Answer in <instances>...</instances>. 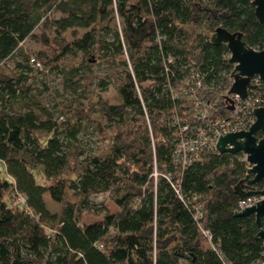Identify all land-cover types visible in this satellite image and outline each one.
I'll return each instance as SVG.
<instances>
[{
    "label": "trees",
    "instance_id": "obj_1",
    "mask_svg": "<svg viewBox=\"0 0 264 264\" xmlns=\"http://www.w3.org/2000/svg\"><path fill=\"white\" fill-rule=\"evenodd\" d=\"M41 21L55 34V46L43 35L48 48L18 61L15 52L37 36ZM219 26L264 48L252 0H0V264H222L221 254L248 264L264 258L255 215H236L235 185L250 167L244 154L196 150L186 163L176 157L177 142L197 136L202 122L191 96L196 86H188L193 73L204 75L201 89L211 86L203 90L215 102L210 114L227 111L222 92L232 84L234 65L227 45L211 41ZM79 51L119 71L121 101L101 96L88 112L71 101L61 105L67 116L59 122L32 101L30 77L45 68L59 72L61 59ZM81 71L82 65L69 70L66 80ZM87 114L100 118L94 120L99 133L115 128L108 150L87 155L75 145ZM19 193L25 202H15ZM98 195L109 196L118 210L86 222L85 213L102 214L90 201Z\"/></svg>",
    "mask_w": 264,
    "mask_h": 264
},
{
    "label": "rangeland",
    "instance_id": "obj_2",
    "mask_svg": "<svg viewBox=\"0 0 264 264\" xmlns=\"http://www.w3.org/2000/svg\"><path fill=\"white\" fill-rule=\"evenodd\" d=\"M57 15H59L57 13ZM37 36L26 39L21 43L22 53L20 50L15 52L16 59L24 62V55L35 56L37 51L48 48L43 35L50 38V46H55L52 38L55 36L52 30L44 27L42 21L34 30ZM67 37H72V31L67 32ZM62 68L59 72H51L49 69L36 70L30 77V81L36 89L33 93V102L37 105L47 106L54 114V118L62 121L67 116L63 112L61 105L71 101L78 102V105L85 107L88 112V105L91 101L97 100L101 96L107 99L110 103H119L121 101L118 88L121 83V75L119 71L106 61H98L92 55H87L79 51L76 55L69 54L61 59ZM44 65V64H43ZM82 65V71L74 80H66L69 77L68 71L77 66ZM64 70L66 71L64 73ZM104 83L107 87H104ZM90 117L93 118L91 121ZM100 118L97 115H85L80 120L82 130L78 134V141L75 143L78 147H84L87 155L97 154L109 149L115 134V128H106V133L102 134L96 131L95 121ZM95 120V121H94ZM64 129V128H63ZM62 129V130H63ZM122 128H120L121 130ZM91 203L101 208L102 214L98 211L85 213L84 221L92 222L102 218L106 211L114 212L118 210L117 204L108 196L104 198L102 195L91 196ZM49 207L52 210H60L61 205L54 204L51 200L48 201ZM103 210V211H102ZM183 264H188L184 261Z\"/></svg>",
    "mask_w": 264,
    "mask_h": 264
},
{
    "label": "water",
    "instance_id": "obj_3",
    "mask_svg": "<svg viewBox=\"0 0 264 264\" xmlns=\"http://www.w3.org/2000/svg\"><path fill=\"white\" fill-rule=\"evenodd\" d=\"M252 3L255 6L258 21L264 25V0H252ZM211 41L215 45L226 44L230 51L229 60L234 65V70L233 82L228 92L239 94L243 99L246 98L249 89L258 87L257 84H252V79L258 76L264 80V48L255 49L243 39L241 31L231 32L222 26H219L212 34ZM254 110L257 118L250 130L221 135L217 149L220 153L242 152L247 157L250 167L246 176L235 185V192L240 199L246 196H262L263 198L252 206L238 210L236 215H255L260 228L256 237L263 240L264 251V186L261 189L255 187L256 183L264 182V106ZM258 133L262 134L261 138L258 137Z\"/></svg>",
    "mask_w": 264,
    "mask_h": 264
},
{
    "label": "built area",
    "instance_id": "obj_4",
    "mask_svg": "<svg viewBox=\"0 0 264 264\" xmlns=\"http://www.w3.org/2000/svg\"><path fill=\"white\" fill-rule=\"evenodd\" d=\"M31 63L37 68L42 67L41 62L35 57L31 58ZM204 79V75L201 72H195L188 80L189 88L196 86V89H194L191 96L199 110L198 119L202 122L199 123L198 128L196 127L198 131L197 136L182 137L176 144V157L180 158L184 163L191 160L188 156L191 155V152L196 150L212 151L215 149L219 152L217 149V143L221 135L241 130L249 131L257 118L254 108L264 106V80L256 76L251 82L254 85L257 84L258 87L255 86L254 88L249 89L248 95L244 99L241 98L239 94L229 93L228 91L230 87L223 90V106L226 107L227 111L224 114L213 116L210 114V111L214 108L215 102L207 100L203 91L208 88L210 89L211 86L206 85L204 89H201L203 87ZM188 128L189 126L186 125L183 127V130H187ZM244 159L247 161L245 154ZM262 198V196H246L240 200L238 210H242L246 206H252ZM194 199H196V197H194ZM25 201L26 196L21 193H19L15 199L16 203ZM197 208L200 209V205H197ZM203 233L210 241H212L213 235L209 230H204ZM220 256L222 264H234L225 259L224 255L221 254ZM248 264H264V258H257Z\"/></svg>",
    "mask_w": 264,
    "mask_h": 264
},
{
    "label": "clouds",
    "instance_id": "obj_5",
    "mask_svg": "<svg viewBox=\"0 0 264 264\" xmlns=\"http://www.w3.org/2000/svg\"><path fill=\"white\" fill-rule=\"evenodd\" d=\"M261 137H262V134H261V136L259 138H261Z\"/></svg>",
    "mask_w": 264,
    "mask_h": 264
}]
</instances>
